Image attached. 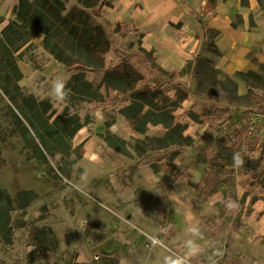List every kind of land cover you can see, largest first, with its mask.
<instances>
[{"label":"rangeland","instance_id":"obj_1","mask_svg":"<svg viewBox=\"0 0 264 264\" xmlns=\"http://www.w3.org/2000/svg\"><path fill=\"white\" fill-rule=\"evenodd\" d=\"M236 16L238 32L208 31L179 72L123 34L126 61L105 71L103 20L0 54V264H264L261 183L225 150L256 159L264 147V126L246 131V114L264 108V12ZM237 50L246 63L229 73ZM56 79L70 90L63 102L51 96ZM149 107L170 109L173 123L142 125Z\"/></svg>","mask_w":264,"mask_h":264},{"label":"crops","instance_id":"obj_2","mask_svg":"<svg viewBox=\"0 0 264 264\" xmlns=\"http://www.w3.org/2000/svg\"><path fill=\"white\" fill-rule=\"evenodd\" d=\"M16 1L0 0V16L8 14ZM254 11L256 16L264 12L258 0H248L247 7L240 0H111L110 7H104L101 14L107 27L119 23L131 27L132 31L119 38L128 45L134 36L138 38L139 50L155 55L156 67L179 72L193 58V53L206 46L208 31L214 30L218 35L238 32L230 24L233 18ZM255 26L261 29L260 23ZM220 42L215 39L213 44L220 46ZM257 46H264V42ZM242 53L237 50L235 58L229 59V73L243 69L246 61L240 58ZM262 57L260 54L259 59ZM155 175L158 177L159 172Z\"/></svg>","mask_w":264,"mask_h":264},{"label":"trees","instance_id":"obj_3","mask_svg":"<svg viewBox=\"0 0 264 264\" xmlns=\"http://www.w3.org/2000/svg\"><path fill=\"white\" fill-rule=\"evenodd\" d=\"M240 1L243 7L248 6V0ZM17 2L18 4L12 10L16 20L10 21L0 32V54H11V52L22 49L25 45V48L29 47L31 39L39 33H43L42 44L45 47H50L55 39L63 38L68 34L85 33L88 35L92 33L91 27L96 24L97 20H102L103 8L111 5V0H76L78 5L66 9L65 0H18ZM236 17L240 18L239 15ZM96 28L101 30L106 42L100 62L105 71L111 72L118 62L126 61V57L117 49L114 36L116 34L124 35L132 31V28L122 23L117 24L111 32H108L105 25L100 23L96 25ZM127 61L143 76L146 83L152 82L151 70L141 58L129 56ZM186 114L192 120H196L191 113L186 112ZM174 119V114L170 112V109L163 108L154 112L153 108L149 107L143 112L140 122L142 125L161 123L167 126L171 125ZM233 139L237 140L234 136ZM241 144L240 141L238 146L240 147ZM225 150L229 153V159L233 161L234 149L230 146ZM242 160L244 163L241 167L254 172L264 192V147H262L258 158L243 157ZM151 170L155 173L159 172L157 166L151 167ZM200 184L198 182L197 188Z\"/></svg>","mask_w":264,"mask_h":264},{"label":"clouds","instance_id":"obj_4","mask_svg":"<svg viewBox=\"0 0 264 264\" xmlns=\"http://www.w3.org/2000/svg\"><path fill=\"white\" fill-rule=\"evenodd\" d=\"M70 90L66 87V81L63 79H56L52 82L51 96L57 102H63L69 95ZM234 164L240 166L244 161L240 158L239 153L233 156ZM168 264H183L181 260H168Z\"/></svg>","mask_w":264,"mask_h":264},{"label":"built area","instance_id":"obj_5","mask_svg":"<svg viewBox=\"0 0 264 264\" xmlns=\"http://www.w3.org/2000/svg\"><path fill=\"white\" fill-rule=\"evenodd\" d=\"M246 131L250 134L252 132L258 131V125L264 126V108L257 111H249L246 114ZM231 142L235 141V139L230 138Z\"/></svg>","mask_w":264,"mask_h":264},{"label":"bare ground","instance_id":"obj_6","mask_svg":"<svg viewBox=\"0 0 264 264\" xmlns=\"http://www.w3.org/2000/svg\"><path fill=\"white\" fill-rule=\"evenodd\" d=\"M191 180H192V184L194 186L196 184L195 182L197 180V175L195 174V177H194V174H193V176L191 177Z\"/></svg>","mask_w":264,"mask_h":264}]
</instances>
